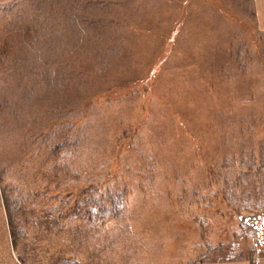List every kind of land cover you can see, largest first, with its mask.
<instances>
[{"label": "rangeland", "instance_id": "1", "mask_svg": "<svg viewBox=\"0 0 264 264\" xmlns=\"http://www.w3.org/2000/svg\"><path fill=\"white\" fill-rule=\"evenodd\" d=\"M260 22L257 0H0V264L264 254Z\"/></svg>", "mask_w": 264, "mask_h": 264}, {"label": "crops", "instance_id": "2", "mask_svg": "<svg viewBox=\"0 0 264 264\" xmlns=\"http://www.w3.org/2000/svg\"><path fill=\"white\" fill-rule=\"evenodd\" d=\"M257 11L261 21V27L264 30V0H257ZM256 245L257 244L255 243V246ZM258 248L260 253H253L251 256H247L248 253L244 252V255H240L236 258L229 257L220 260L207 261L202 264H264V254L261 253V246Z\"/></svg>", "mask_w": 264, "mask_h": 264}]
</instances>
